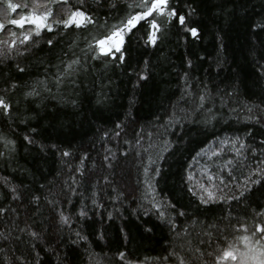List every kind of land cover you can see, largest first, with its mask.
I'll list each match as a JSON object with an SVG mask.
<instances>
[{
	"label": "trees",
	"instance_id": "obj_1",
	"mask_svg": "<svg viewBox=\"0 0 264 264\" xmlns=\"http://www.w3.org/2000/svg\"><path fill=\"white\" fill-rule=\"evenodd\" d=\"M42 1L51 31L0 32V264H240L223 251L264 247V180L245 189L264 168V0H168L184 26L140 20L122 63L96 42L143 0ZM77 7L94 23H57Z\"/></svg>",
	"mask_w": 264,
	"mask_h": 264
},
{
	"label": "snow or ice",
	"instance_id": "obj_2",
	"mask_svg": "<svg viewBox=\"0 0 264 264\" xmlns=\"http://www.w3.org/2000/svg\"><path fill=\"white\" fill-rule=\"evenodd\" d=\"M57 2L63 3L65 5L68 4L69 0H57ZM80 4L82 5L83 0H79ZM168 5V0H151V3H148V0H143L142 4L139 5L140 7L144 8V11L141 13H138L134 16H130L126 21L122 22V27L118 28L116 31L111 33L108 36H105L103 39L97 40V44L99 45L101 51L104 53V55H110L112 53V49L114 48L116 52H120V62L122 63L125 59V55L122 51L121 45L123 43V37L120 35L121 33H124L125 31L131 32L132 28L135 27L140 20L146 19L149 16H152L153 13H156L157 15H167L169 17H177L178 23L181 26H184L185 24V17L180 15L177 16L175 8L168 9V11L165 13V9L167 8ZM25 7L27 5H24ZM115 6V5H113ZM9 7L12 9L13 12L16 11L17 7H20V5H13L10 4ZM52 16V12L48 11L46 12L43 16H36V15H29V16H22L20 19H12L9 21L11 25H15L18 27L23 28L26 23L32 24L35 26V34L37 36L40 35L41 29H47L48 31H51L52 28L49 24H47V20L49 17ZM57 23H62L65 28L69 27H81L82 25L88 24V23H94L92 20L91 16L88 15L86 12L82 11L79 7L76 8V10L72 11L70 15L68 16L67 19L63 21H57ZM5 25L0 23V31L4 29ZM264 27V26H262ZM151 28L153 31H150L148 33L147 40L145 43L151 44L152 46H155L156 40H157V32L159 31L158 25H156L155 20L151 21ZM186 31L190 32L193 37L198 36V30L195 28H186ZM14 36L15 33H12ZM119 37V39H115ZM30 36H25L24 40L21 41L22 43L25 41L30 40ZM115 42L109 46L107 49H105V45L108 41H114ZM49 45H51L52 41H48ZM12 46H15V42L13 41ZM79 61H73V64H78ZM19 68V71L23 72V68ZM67 68L69 70L72 69V64L67 65ZM140 80H146L147 76L141 75L139 76ZM59 83V81H57ZM15 87V86H14ZM35 91L27 93L28 96H33L36 95ZM205 100L204 95L199 96V101H200V107L202 108L204 106L203 102ZM11 104L7 103L3 97H0V111H3L5 114L9 113L11 111ZM29 143H31V140H29ZM215 154V153H214ZM64 156H69V152H64ZM105 159H108V157H105ZM231 163V161H229ZM158 174V170H157ZM264 180V168L258 169L256 171H253L250 176H248L245 180V189L247 190V186L249 184L252 185H257L260 184ZM207 192V199L204 198V196H201L200 199L204 203H208L209 200H214L216 199L211 191H208L205 189ZM13 192H15V189H13ZM243 195V192L241 193ZM18 197H13V199H17ZM37 200L39 199L38 197L36 198ZM222 199V198H221ZM233 199H236V197H233ZM51 203V201L49 202ZM5 209L0 208V213L5 212ZM180 215H183V213H179ZM81 216H85L86 213L84 211L80 212ZM256 215H264V213H257ZM60 220L61 223L67 224L69 222V217L65 216L63 212L60 213ZM247 229H245L246 231ZM260 234V239L256 241L257 244L260 243V240H264V224H258L255 227V234ZM32 237H36L38 234L35 231H32L29 233ZM79 235V233H77ZM245 241V251H239V249L235 247H229L228 250L223 251L220 259H231V260H237L239 257L240 264H264V247L260 248H253L251 247L247 241L248 237L245 236L242 238ZM121 259H123V253H121ZM218 264V262H217Z\"/></svg>",
	"mask_w": 264,
	"mask_h": 264
},
{
	"label": "rangeland",
	"instance_id": "obj_3",
	"mask_svg": "<svg viewBox=\"0 0 264 264\" xmlns=\"http://www.w3.org/2000/svg\"><path fill=\"white\" fill-rule=\"evenodd\" d=\"M3 1L8 5V7H9L10 4L20 5V7L16 8L15 12H13L12 9L9 7L10 13H11L10 20H12V19H20L22 16H29V15L43 16L46 12L51 11L52 12V16L49 17V19L47 20V24H49L51 26V28H52V26H53L52 18L54 16L52 5H50V6L47 5L46 6V5L43 4L42 0H34V1L32 0V1H30L31 5L25 4L23 0H3ZM38 2L41 3L39 7L37 6ZM24 5H27V6L25 7ZM74 10H76V8H74L73 11ZM0 14H1V17L6 19V16H7L6 15V11H4L3 9L2 10L0 9ZM0 23L4 24L5 27L10 25V26H13L14 28L17 27L20 32L22 31V33H20V35H17V40L20 39V38H24L25 36L32 37V35L35 34V31H36L35 26L32 25V24H29V23H26L23 28L15 26V25H11L9 22L7 24H5L3 22V20H1V19H0ZM43 30L44 29H41L40 33ZM13 33H14V31H13ZM127 34H128L127 31H125L124 33L120 34L123 37V43H124V40H125ZM115 39L118 40L119 37H117ZM114 42H115V40L114 41H108L106 43V45H105V49H107L109 46H111ZM123 43H122V45H123ZM122 45H121V47H122ZM99 50L101 51L100 47H99ZM114 50L115 49L113 48L112 51H114Z\"/></svg>",
	"mask_w": 264,
	"mask_h": 264
}]
</instances>
